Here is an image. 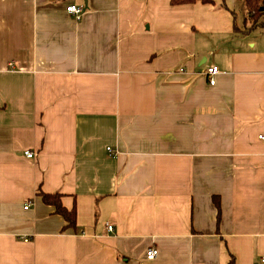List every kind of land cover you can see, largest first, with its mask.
I'll return each mask as SVG.
<instances>
[{
  "label": "crops",
  "instance_id": "crops-1",
  "mask_svg": "<svg viewBox=\"0 0 264 264\" xmlns=\"http://www.w3.org/2000/svg\"><path fill=\"white\" fill-rule=\"evenodd\" d=\"M246 12L0 0V264H264V14Z\"/></svg>",
  "mask_w": 264,
  "mask_h": 264
},
{
  "label": "trees",
  "instance_id": "trees-1",
  "mask_svg": "<svg viewBox=\"0 0 264 264\" xmlns=\"http://www.w3.org/2000/svg\"><path fill=\"white\" fill-rule=\"evenodd\" d=\"M172 5L187 4L200 1L202 3H210L212 0H170ZM264 0H245L246 6V20L250 23L251 27L258 25V19L264 14ZM43 201L51 204L55 207V210L60 214L66 221L68 226L75 225V211L67 210L61 204L60 196L58 194H42ZM216 209H217V221L220 217V203L216 196L213 197ZM229 264H234L233 257L229 261Z\"/></svg>",
  "mask_w": 264,
  "mask_h": 264
},
{
  "label": "built area",
  "instance_id": "built-area-1",
  "mask_svg": "<svg viewBox=\"0 0 264 264\" xmlns=\"http://www.w3.org/2000/svg\"><path fill=\"white\" fill-rule=\"evenodd\" d=\"M264 5V2H263ZM85 7L84 4H76V3H72L68 6H66V11L71 13L75 19L79 20L81 19L83 13H84ZM218 73V67L216 65H210L208 67H206L204 74L207 76L208 78V82L213 85L215 83V78L214 76ZM258 138L261 140H264V134H259ZM108 150H110L109 147H107ZM24 155L27 158H34L35 157V152L32 150H25L24 151ZM28 207V205L24 206V209H26ZM107 230H112V226L108 225L107 226ZM157 249L155 247H150L147 249L146 251V258L147 259H153L156 255H157ZM261 262H264V257L260 258Z\"/></svg>",
  "mask_w": 264,
  "mask_h": 264
},
{
  "label": "water",
  "instance_id": "water-1",
  "mask_svg": "<svg viewBox=\"0 0 264 264\" xmlns=\"http://www.w3.org/2000/svg\"><path fill=\"white\" fill-rule=\"evenodd\" d=\"M86 2V0H84Z\"/></svg>",
  "mask_w": 264,
  "mask_h": 264
}]
</instances>
